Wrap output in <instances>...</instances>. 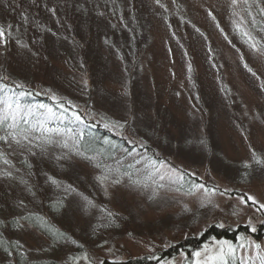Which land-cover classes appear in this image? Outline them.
I'll return each mask as SVG.
<instances>
[{"label": "rangeland", "instance_id": "rangeland-1", "mask_svg": "<svg viewBox=\"0 0 264 264\" xmlns=\"http://www.w3.org/2000/svg\"><path fill=\"white\" fill-rule=\"evenodd\" d=\"M0 28V78L70 108L3 145L0 220L25 261L264 264V0H0ZM56 115L129 154H80ZM213 224L250 232L182 250Z\"/></svg>", "mask_w": 264, "mask_h": 264}, {"label": "trees", "instance_id": "trees-1", "mask_svg": "<svg viewBox=\"0 0 264 264\" xmlns=\"http://www.w3.org/2000/svg\"><path fill=\"white\" fill-rule=\"evenodd\" d=\"M6 98L16 101L9 102L12 105L11 109L7 107L9 103H6ZM40 105H45L46 107L41 108ZM47 107L51 108L57 114H63V110L70 109L62 102H56L54 98L44 95L39 91L22 88L0 78V164L5 160L3 152L5 139L11 137L12 134L28 135L31 138L41 137L39 139H45L43 136V134H45V129L51 126L49 122H44L46 116L45 109ZM18 109L22 110L19 115L16 114ZM57 116L58 115H56V120L54 122L63 125L61 130L66 132L69 130L71 131L70 135L72 136L74 147L80 154L88 157H96L102 161H111L120 154H129L131 147L126 141L122 137L112 133L104 125L98 126L91 122L80 123V121L76 123H60L59 121L62 122V120L57 118ZM25 219L31 223L35 229L52 237V240L53 238L57 239L61 237V234L54 230L47 219L41 218L35 214H28ZM13 224L14 220L12 219L9 221V225L12 227ZM263 226L264 224L257 228V235L262 232L260 228ZM6 227L4 221L0 220V254L7 260L11 259V257L14 258V261L8 264H59L56 260L49 258H27L28 261H25V254L19 250L16 241L12 239L9 240L5 237L4 231ZM249 232V228L247 229L245 226L231 228L220 227L217 224H213L199 235L187 237L180 245L184 252L190 254L193 250L200 247L211 238H220L234 242L240 234ZM173 254L175 253L170 252L167 256H173ZM125 264H146V260L135 259Z\"/></svg>", "mask_w": 264, "mask_h": 264}, {"label": "snow or ice", "instance_id": "snow-or-ice-1", "mask_svg": "<svg viewBox=\"0 0 264 264\" xmlns=\"http://www.w3.org/2000/svg\"><path fill=\"white\" fill-rule=\"evenodd\" d=\"M4 36H5V31H4L3 28H0V39H3ZM7 107H8L9 109H11L12 105L9 103V104L7 105ZM40 107H41V108H45L46 106H45V105H40ZM48 111L51 112V109H48ZM77 119H79L78 116H77ZM241 199L243 200L244 198L242 197ZM247 200H250V201H252L253 203H256L255 199H254L253 197H251V196H248V197H247ZM260 207H261L262 209H264V204H262Z\"/></svg>", "mask_w": 264, "mask_h": 264}]
</instances>
